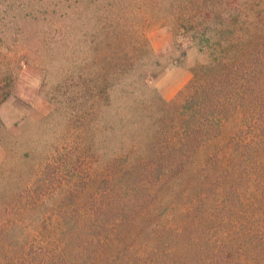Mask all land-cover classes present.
Here are the masks:
<instances>
[{"label":"rangeland","instance_id":"obj_1","mask_svg":"<svg viewBox=\"0 0 264 264\" xmlns=\"http://www.w3.org/2000/svg\"><path fill=\"white\" fill-rule=\"evenodd\" d=\"M155 2L0 0V227L6 230L0 264H59V250L66 257L80 250V228L59 240L57 204L73 206L79 223L93 206L141 204V192L119 182L130 164L119 161V151L129 152L137 137L148 139L156 130L158 105L150 88L170 100L193 70L226 59L213 46L215 35L192 40L179 29L181 11L176 16L165 7L174 0L154 11ZM248 2L244 32H253L263 28L264 0ZM113 161L119 173L107 167ZM213 173L203 170L191 184L186 178L166 184L153 204H195ZM238 177L242 185L234 188L250 190ZM233 194L222 203L240 204ZM18 204L33 206L21 211ZM170 216L167 210L155 220L162 226Z\"/></svg>","mask_w":264,"mask_h":264},{"label":"trees","instance_id":"obj_2","mask_svg":"<svg viewBox=\"0 0 264 264\" xmlns=\"http://www.w3.org/2000/svg\"><path fill=\"white\" fill-rule=\"evenodd\" d=\"M166 1L156 0L153 10ZM174 1L165 7L175 15L181 11L179 29L192 40L215 35L213 46L226 59L193 70L170 100L150 88L158 105L156 130L148 139L137 137L129 152L119 151V161H130L119 182L141 192V204L93 206L82 223L73 206L57 204L59 240L73 237L76 228L85 236L74 256L59 250V264H264V214L258 212L264 206V17L262 29L244 32L248 0ZM95 107L93 101L92 111ZM115 161L107 167L119 173ZM203 170L214 176L197 190L204 195L195 204H153L163 186L183 179L191 184ZM238 175L250 190H238L243 179ZM229 192L240 204L222 203ZM210 193L219 203L211 204ZM244 197L248 205L241 203ZM18 206L26 211L33 204ZM167 210L169 221L159 226L155 218ZM5 231L1 226L0 233Z\"/></svg>","mask_w":264,"mask_h":264}]
</instances>
